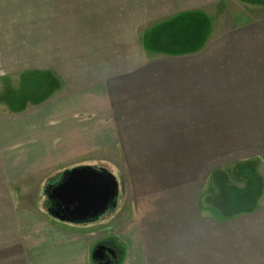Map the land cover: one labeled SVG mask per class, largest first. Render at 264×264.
I'll use <instances>...</instances> for the list:
<instances>
[{
	"label": "crops",
	"instance_id": "0c3cea01",
	"mask_svg": "<svg viewBox=\"0 0 264 264\" xmlns=\"http://www.w3.org/2000/svg\"><path fill=\"white\" fill-rule=\"evenodd\" d=\"M59 13L50 64L19 70V85L0 77V160L17 169L9 181L55 169L57 184L75 167L108 165L118 176L121 167L94 152L134 153L132 218L115 222L118 207L98 223L49 217L0 240V264H96L100 245L115 251L112 264H264V178L253 209H240L245 201L226 193L246 180L219 176L256 160L226 170L212 154L220 136L264 135V5L78 0ZM30 74L48 86L12 109Z\"/></svg>",
	"mask_w": 264,
	"mask_h": 264
},
{
	"label": "rangeland",
	"instance_id": "374dc122",
	"mask_svg": "<svg viewBox=\"0 0 264 264\" xmlns=\"http://www.w3.org/2000/svg\"><path fill=\"white\" fill-rule=\"evenodd\" d=\"M77 1L0 0V77L8 74L9 76L6 75L5 80L9 78L8 81L17 82L19 85V70H29V68H35L39 65L48 66L50 63L46 60L50 55L51 43L54 40V45L57 46V40H59L57 28H59L58 17L60 18L61 14H58V10L68 7V5L72 9ZM252 3L264 5V0H252ZM235 10L241 16L243 15L241 19L246 18L244 8L236 7ZM53 15L56 17V29L53 28ZM35 41L37 42L35 43ZM38 41L41 42L40 46L44 52L39 57L36 56L37 52L40 53V48L36 47ZM33 80L34 82L38 80L36 83L39 90L37 91H32L30 87ZM47 86V79L35 76V74L26 76L22 90L16 89L17 95L14 94L13 99H10L11 108L13 109L12 105H24L25 101L22 98L27 100V98L36 99L41 96L44 92L43 88ZM15 91L11 90L12 93ZM0 100L2 99L0 98ZM3 102L2 104H4ZM256 122L258 121H251L249 125L246 121L245 125L247 128L250 126L251 131L257 132L258 128L254 129ZM246 131L249 132L250 130L241 131L243 134L238 136H220L218 150L212 154H215L218 159L220 168L226 170H229L236 160L240 162L241 160H256V164L254 163L256 171L264 178V135L251 133L245 135ZM113 150L114 148H109L105 153L94 152L90 154V157H106L121 167L120 172L116 173L118 174V178H116L118 181L120 180L123 191L121 195V188H119V198H117V203H119L117 207L119 210L121 209V212L119 210L116 212H119V217L115 222L125 223L132 218L131 215H128V210L134 208V153L115 152ZM207 154L210 156V153ZM6 156L17 159L18 152H10ZM212 158L214 159V157ZM213 162L215 161L213 160ZM2 164L3 162L0 160V240L20 238V230L24 226L55 222L53 220L59 221L49 214L50 202H52L50 200L52 199L48 197V186L54 185L55 179L50 178L54 176L55 172L52 173V171L55 169H45L35 173L33 171L21 179H13L11 176L9 181L6 173L17 169H6L3 168ZM106 168L113 171L112 167L108 165ZM55 176L57 177V175ZM236 184L242 187L244 185L239 179ZM114 209L110 208L94 222L104 221ZM49 217L53 220L50 221Z\"/></svg>",
	"mask_w": 264,
	"mask_h": 264
},
{
	"label": "water",
	"instance_id": "95a60500",
	"mask_svg": "<svg viewBox=\"0 0 264 264\" xmlns=\"http://www.w3.org/2000/svg\"><path fill=\"white\" fill-rule=\"evenodd\" d=\"M119 186L117 178L105 168L76 167L67 170L57 184L48 188V197L55 203L49 212L62 222L97 221L110 208H117ZM100 252H105L102 246L93 253L98 264H102L103 259L97 255Z\"/></svg>",
	"mask_w": 264,
	"mask_h": 264
},
{
	"label": "trees",
	"instance_id": "16d2710c",
	"mask_svg": "<svg viewBox=\"0 0 264 264\" xmlns=\"http://www.w3.org/2000/svg\"><path fill=\"white\" fill-rule=\"evenodd\" d=\"M236 170H238V171H236ZM235 171L236 172L227 173L226 171L220 170L219 176H220V178H223V179L225 178V181H227L232 176H234V177L235 176H241L247 182L246 187L243 190L234 187V188L228 189L229 190L228 191L226 189L227 186L225 183H219V190L223 191V192H224V190H227L226 197H228V196L232 197L233 196L232 200L235 202L238 201L240 203L241 200H244L246 203L245 207L242 206L240 209H248V208L253 209L252 203L254 202L255 198L258 196L259 191L261 190V187L263 185L262 178L259 175V173H257V171H256L254 161H248L246 163L240 164L239 166H237L235 168ZM245 193L248 194V196L243 199L241 195L245 194ZM50 204L52 205L53 203L50 202ZM51 205H50V207H52ZM115 209H114V211H115ZM51 211H52V209H51ZM51 211L49 212V214H51ZM51 216H52V214H51Z\"/></svg>",
	"mask_w": 264,
	"mask_h": 264
},
{
	"label": "flooded vegetation",
	"instance_id": "af4514ba",
	"mask_svg": "<svg viewBox=\"0 0 264 264\" xmlns=\"http://www.w3.org/2000/svg\"><path fill=\"white\" fill-rule=\"evenodd\" d=\"M93 168H97V167H93ZM100 168H102V167H98L97 169L98 170H100ZM63 174L64 173H62V175H61V177H60V179L62 178V176H63ZM59 179V180H60ZM53 203V202H52ZM52 207H50L51 209H54V206H55V203H53L52 205H51ZM57 208L55 207V210H56ZM58 210V209H57ZM101 247V246H100ZM103 247V250L105 251V252H103V254H102V252H100V253H98L97 255H98V257L100 258H103L102 259V264H112L113 263V261L115 260V258H116V253H115V251L113 250V249H111L110 247H108V246H102ZM99 248V247H98ZM98 262L100 263V261L98 260Z\"/></svg>",
	"mask_w": 264,
	"mask_h": 264
}]
</instances>
